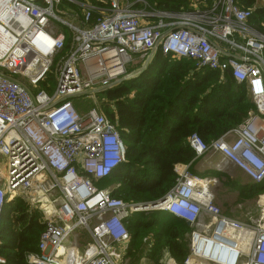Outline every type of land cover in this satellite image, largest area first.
<instances>
[{
	"label": "built area",
	"instance_id": "built-area-1",
	"mask_svg": "<svg viewBox=\"0 0 264 264\" xmlns=\"http://www.w3.org/2000/svg\"><path fill=\"white\" fill-rule=\"evenodd\" d=\"M63 3L78 12L60 10ZM100 3L0 0V233L10 200L36 191L53 193L55 200H46L53 208L44 218L39 252L28 256V264H116L131 242L127 220L148 210L190 225L191 252L184 264H264V219L224 214L214 204L213 181L198 186L187 166L176 167V186L156 206L127 203L112 196L113 188H98L125 163L127 147L117 122L101 108L82 114L72 100L130 79L131 69L145 68L158 52L192 61L222 80L229 75L246 88L255 112L212 145L193 135L190 146L199 158L215 152L222 164L259 185L264 32L251 27L253 10L236 0H213L205 11L192 12L156 10L146 0ZM57 57L55 93L35 92ZM79 232L94 244L75 258L80 245L70 240ZM242 237L249 239L247 248L238 242ZM0 264H6L2 257ZM167 264L177 262L170 256Z\"/></svg>",
	"mask_w": 264,
	"mask_h": 264
},
{
	"label": "trees",
	"instance_id": "trees-1",
	"mask_svg": "<svg viewBox=\"0 0 264 264\" xmlns=\"http://www.w3.org/2000/svg\"><path fill=\"white\" fill-rule=\"evenodd\" d=\"M87 1L101 4L104 0ZM192 1L146 0L151 8L170 12L188 10ZM195 1L213 3V0ZM236 3L243 10H253L250 21L262 23L263 32L264 9L258 7V0H236ZM60 10L71 15L72 10L78 12L68 3H63ZM65 33L69 41L70 34L67 30ZM171 59L172 56L158 52L145 68L140 66L136 72L131 69L134 75L130 79L94 93L107 102L111 111L101 109L111 122H117L127 147L125 163L98 185L113 188L112 196L127 203H151L167 196L176 186L177 166L189 167L209 159L207 154L197 157L189 142L193 135L210 146L255 112L245 87L231 76L222 80L219 73L199 69L192 61ZM77 99H72L74 105ZM234 186L235 180L230 178L223 183L226 189ZM263 190L264 182L248 184L241 186L238 194L242 199H251ZM152 216L148 212L133 214L127 222L128 231L130 224L137 231L159 229L150 252L155 256L154 264H161L166 254L184 264L189 248L182 247L180 239L192 231L191 227L170 215L162 223L158 219L151 223ZM40 217L39 213H30L20 199L6 205L0 233V257L6 264H28V256L39 252L44 229ZM129 252L130 249L128 256Z\"/></svg>",
	"mask_w": 264,
	"mask_h": 264
},
{
	"label": "rangeland",
	"instance_id": "rangeland-1",
	"mask_svg": "<svg viewBox=\"0 0 264 264\" xmlns=\"http://www.w3.org/2000/svg\"><path fill=\"white\" fill-rule=\"evenodd\" d=\"M192 2L193 4L190 6V8L185 11L187 12H192L194 10L205 11L209 5L208 3L202 4L201 2H197L195 0H193ZM166 12H170V11H166ZM65 30L66 29H64V31ZM60 58L61 57H57L55 59L54 66L51 68V72L47 75V80L45 82H41L39 88L36 89L35 92L42 89L45 90L49 95H53L55 93L56 83H57L55 75H56V68ZM75 101H76L75 102L76 107L82 114H86L88 110L92 108H102L104 111L105 110L111 111L108 104H106L107 102L97 97L94 94L82 98H78ZM206 157H209L208 161L202 159L201 163L198 162L194 165H189L187 172L192 178H196L198 180H202L206 182L213 181V193L215 195L214 204L218 206L224 214H228L230 211L233 212L232 210L233 207L230 208L229 205L232 206L233 204H235L237 206V209L240 208V205H243L246 206L247 208L246 213L249 214L248 217H252L253 221L259 218L264 219V211L262 214V208L260 207L261 204H264V190L261 192H256L251 199H242L240 194H238V190L241 188V186L250 184L249 180L245 176H243L233 165L222 164L220 162L221 159L220 156L216 155L215 152L213 151L210 152L209 154L206 155ZM221 176L222 178L219 179L218 177ZM228 178L235 180V186L226 189L223 188V183L226 182ZM96 186L100 188L98 184H96ZM15 198L20 199V201L24 202L28 206L30 213H39L41 215L39 221L43 220V226H44L45 215L49 213L53 208V206L50 207L47 204L46 200L50 202H54L55 195L53 193H50L49 195L46 196L44 193L33 191L31 193H25L21 195L19 194L18 197ZM14 199L12 198L10 202L13 201ZM146 212L153 214V216L150 219L151 223H153V221L157 219L159 223H162L164 220L168 218V214H164V213L158 214L156 211L155 214L153 211L149 212V210ZM237 217H243V216H237ZM130 228L131 229L129 234H131L130 235L132 239V241L130 242L131 244H129L128 248L125 250V254L123 255L122 260H117L116 264H154L153 259L155 256L154 254H150V252H152V247L155 241H157L156 235L158 234L159 229L156 230L151 229L148 232H145L143 230L137 231L135 230L137 228H135L133 224H130ZM79 234L80 235L75 237V239L71 238L70 240V243L74 241L75 243H79L80 245L77 247V249H74L73 251L75 258L77 257L79 258L81 255L84 254L86 248L92 247L94 244L93 239L89 234L86 235L83 232H79ZM180 241L182 247L185 246L187 247L188 245L187 249L189 248V255H188L189 257L191 250H190V240L187 238V234L185 237L183 236L180 239ZM129 249L130 252L128 256L127 254ZM75 251L77 252V255L75 254L76 253ZM169 257L170 255L166 254L161 259L160 263L167 264ZM75 258H72V260L76 261ZM176 262L177 264H180L178 261Z\"/></svg>",
	"mask_w": 264,
	"mask_h": 264
},
{
	"label": "crops",
	"instance_id": "crops-1",
	"mask_svg": "<svg viewBox=\"0 0 264 264\" xmlns=\"http://www.w3.org/2000/svg\"><path fill=\"white\" fill-rule=\"evenodd\" d=\"M258 7L260 8V10H262V9H264V0H258ZM261 24L262 23H259L258 21H250V25H251V27L254 29V30H256V31H258V32H262L261 30H262V28H261ZM262 27H263V32H264V25H262ZM246 89V88H245ZM247 91V90H246ZM248 94V93H247ZM248 96H249V94H248ZM249 98H250V96H249ZM250 100L252 101V99L250 98ZM253 102V101H252ZM254 104V103H253ZM211 159V158H210ZM203 160H205V161H208V159H203ZM202 162V160L200 161V163ZM220 162H221V159H220ZM199 163V164H200ZM241 173V172H240ZM242 174V173H241ZM243 175V174H242ZM244 176V175H243ZM249 183L250 184H252L251 182H250V180H249ZM213 187V186H212ZM235 204H233L232 206L231 205H229V207L231 208V207H233V212H229L228 214H226L227 216H244V217H247V215H248V213H246V211H247V208H246V206H243V205H240V210H238L237 209V206L235 207L234 206ZM235 207V208H234ZM232 213L234 214V215H232ZM189 226V225H188ZM190 227V226H189ZM76 252V251H75ZM76 255H77V252L75 253Z\"/></svg>",
	"mask_w": 264,
	"mask_h": 264
},
{
	"label": "bare ground",
	"instance_id": "bare-ground-1",
	"mask_svg": "<svg viewBox=\"0 0 264 264\" xmlns=\"http://www.w3.org/2000/svg\"><path fill=\"white\" fill-rule=\"evenodd\" d=\"M0 33H1V28H0ZM2 55H3V54H2ZM223 163H225V162H223ZM218 168H219V167H218ZM194 181H195V183H196L198 186H200V185L203 184V181H202V180L194 179ZM197 199L200 200V201H204V200H205L204 196H199V197H197ZM50 207H51V206H50ZM263 211H264V209H263ZM127 221H129V219H128ZM238 242H239V244L241 245V247H243V248H247L248 245H249V239H248V238H247V239H244V238L242 237L240 240H238ZM210 257H211V256H210Z\"/></svg>",
	"mask_w": 264,
	"mask_h": 264
},
{
	"label": "water",
	"instance_id": "water-1",
	"mask_svg": "<svg viewBox=\"0 0 264 264\" xmlns=\"http://www.w3.org/2000/svg\"><path fill=\"white\" fill-rule=\"evenodd\" d=\"M118 84V83H117ZM116 85V84H115ZM113 85V86H115ZM99 92V91H97ZM167 200V197L164 196L161 200L159 201H154V202H151V203H142L144 207H149L150 205L151 206H156L159 202L162 203V202H165ZM189 225V224H188ZM190 226V225H189Z\"/></svg>",
	"mask_w": 264,
	"mask_h": 264
}]
</instances>
